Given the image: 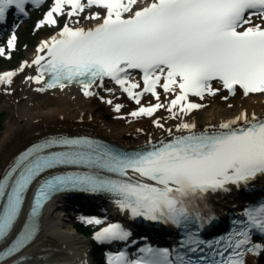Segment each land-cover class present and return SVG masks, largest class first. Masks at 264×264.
<instances>
[{
    "label": "snow or ice",
    "instance_id": "1",
    "mask_svg": "<svg viewBox=\"0 0 264 264\" xmlns=\"http://www.w3.org/2000/svg\"><path fill=\"white\" fill-rule=\"evenodd\" d=\"M29 2L36 0H0V21L13 8L26 15ZM81 17L96 22L82 24ZM45 24L57 30L36 45L34 59L0 72L4 92H13V77L34 65L35 74L24 79L43 82L40 92L75 84L119 112L120 103L100 95V89L115 91L104 86L108 80L134 101L143 93L157 98L121 116L152 117L167 107L179 122L168 127L156 116L153 123L167 135L136 150L70 133L32 143L0 176V264H33L26 253L41 231L46 204L74 189L107 193L133 218L184 230L175 249L146 243L133 258L127 250L128 242L136 243L132 230L120 221L103 223L94 233L97 241L124 242L107 253L108 264H248V254L264 252V239L255 238L264 237V200L247 204L243 217L219 234L210 232L216 216L205 203L211 192L243 189L264 177V114L244 109L206 128L190 118L220 87L264 95V0H53L35 28ZM15 27L0 54L14 48ZM33 188L31 216L20 225ZM81 219L100 225L106 218Z\"/></svg>",
    "mask_w": 264,
    "mask_h": 264
},
{
    "label": "bare ground",
    "instance_id": "2",
    "mask_svg": "<svg viewBox=\"0 0 264 264\" xmlns=\"http://www.w3.org/2000/svg\"><path fill=\"white\" fill-rule=\"evenodd\" d=\"M95 22V20L86 21L81 17L82 24ZM48 26L45 24V28ZM48 30L49 32L42 33L41 37L35 42V46L26 53L27 56L24 60L34 59L37 54L36 45L57 29L52 26ZM29 73L35 74L34 65L26 66L22 72H18L13 77V80L16 79V83L11 86L14 89L13 92H3L5 102L2 108L8 110L10 116L4 134L0 138V176L4 174L11 162L22 151L48 134L92 135L112 140L119 145L123 144L132 149H139L149 142L153 136L159 140L167 135L166 129L153 123L156 116H159L168 127H173L179 122L170 117V111L167 107L158 108L152 117L147 115L136 117L120 115V113H130L139 103L146 106L155 103L157 98L153 97L151 93H143L140 101L137 102L126 96L118 85L111 81H105L104 86L115 91L106 93L103 89H100V95H110L113 103H120L122 107L118 112L111 104L101 101L98 96L84 95L77 85H67L64 89L54 88L40 92L37 88L42 86L43 82L37 85L35 81L25 80L24 77ZM134 77L138 78L137 75H134ZM212 86L219 87L216 82H213ZM158 91L162 92V89L158 88ZM116 92L120 94L117 95ZM221 97H227V99H221ZM165 99L167 97H163L161 103H164ZM201 102L205 106L202 109L194 110L190 114V118L197 122L201 128H206L209 124H221L226 119L239 115L244 109H247L249 113L254 111L258 114H264V95L259 93L245 95L238 88L234 94H231L220 87L217 94L206 96ZM100 104L108 105L111 109L110 113L103 111ZM124 105L129 110L126 111ZM139 129H143V132ZM262 195H264V177H259L251 186H246L243 189L234 185L231 191L211 192L208 194L205 203L214 214H224L234 211L239 204H243L246 200H253ZM81 202L84 205L81 204L83 206L79 208V215L100 212L97 204L104 205L111 208V213L104 223L120 221L131 230L135 231L137 229L138 219L133 218L130 212L125 213L115 201L108 197L103 199L91 198L85 194L59 196L46 207L42 215L41 231L38 238L27 249L26 254L33 264H89L86 259L88 257L86 251L78 246L83 245L88 240L78 237L81 233L74 229L68 218L70 211L74 208L77 209L76 204ZM31 207L27 208L26 206L19 222L20 225L26 226L27 219L31 216ZM152 225L157 230L156 234L163 239L170 240L173 237L175 229L171 226L158 227ZM19 230H22V228H19Z\"/></svg>",
    "mask_w": 264,
    "mask_h": 264
},
{
    "label": "rangeland",
    "instance_id": "3",
    "mask_svg": "<svg viewBox=\"0 0 264 264\" xmlns=\"http://www.w3.org/2000/svg\"><path fill=\"white\" fill-rule=\"evenodd\" d=\"M53 0H49L45 5L39 8V10H36L32 15H30L28 18H26L22 24L18 27V29L15 30L16 33V41H15V46L13 49L8 50L10 54H0V72L9 70V69H15L18 67L21 61H23L26 58V53L30 50V48H33L35 46V42L41 37L43 32H49L48 29L52 28V25H49L47 28H45V25L41 26L39 29L35 28V22L42 18L43 13L47 10V8L51 5ZM61 23L63 22V17L60 18ZM7 38V37H6ZM6 38H4L0 44H4L6 41ZM16 83V79L13 80V84ZM3 87H0V138L3 136V132L5 131L7 127V120L8 117L10 116V112L6 109L2 108V105L4 104V93H3ZM125 110H129L126 105ZM100 107L103 111H106L107 113L111 111L110 107L108 105H103L100 104ZM83 204L78 203L77 209H72L70 211L69 215V221L70 223L73 220V215L77 214V212H80L79 208H81V205ZM86 206V205H85ZM96 206V205H95ZM98 209L100 210H108L105 214V217H108L109 214L111 213V208L107 206H101L98 205ZM107 221V220H105ZM111 221L107 222L110 223ZM103 225H83L82 229H84L85 234L78 235L80 239L85 238V240H88L86 243H83V245H78L81 246L82 250L86 251L87 253V260L89 261V264H95L100 263V260H94V256H99L100 251L102 248H104V242L102 241H97L94 233L95 231L99 228L102 227ZM78 248V247H77ZM80 249V248H79Z\"/></svg>",
    "mask_w": 264,
    "mask_h": 264
},
{
    "label": "trees",
    "instance_id": "4",
    "mask_svg": "<svg viewBox=\"0 0 264 264\" xmlns=\"http://www.w3.org/2000/svg\"><path fill=\"white\" fill-rule=\"evenodd\" d=\"M79 230H81V231L83 230L84 231V229H82V227H80Z\"/></svg>",
    "mask_w": 264,
    "mask_h": 264
}]
</instances>
